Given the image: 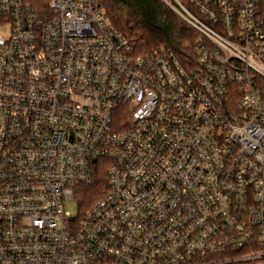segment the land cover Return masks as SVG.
<instances>
[{
    "label": "built area",
    "instance_id": "2783aa9c",
    "mask_svg": "<svg viewBox=\"0 0 264 264\" xmlns=\"http://www.w3.org/2000/svg\"><path fill=\"white\" fill-rule=\"evenodd\" d=\"M175 4L188 64L100 0H0V264H264V0Z\"/></svg>",
    "mask_w": 264,
    "mask_h": 264
},
{
    "label": "trees",
    "instance_id": "16d2710c",
    "mask_svg": "<svg viewBox=\"0 0 264 264\" xmlns=\"http://www.w3.org/2000/svg\"><path fill=\"white\" fill-rule=\"evenodd\" d=\"M178 1L186 5V0ZM100 2L111 26L125 36L134 38L141 53L148 54L165 44L182 64H188L189 60L194 59L198 33L174 12L177 5L172 0H168L169 4L163 0ZM103 184L102 173L96 174L94 182L80 191L79 202L82 204L87 200H95Z\"/></svg>",
    "mask_w": 264,
    "mask_h": 264
},
{
    "label": "rangeland",
    "instance_id": "374dc122",
    "mask_svg": "<svg viewBox=\"0 0 264 264\" xmlns=\"http://www.w3.org/2000/svg\"><path fill=\"white\" fill-rule=\"evenodd\" d=\"M166 4H169L168 3V0H163ZM174 3H175V0H172ZM174 10V9H173ZM175 12V11H174ZM100 194H98L97 196H99ZM96 196V197H97ZM95 199V198H94ZM94 202V200H87L86 202H84V203H80L81 204V212H84L85 211V209L89 206V205H91L92 203ZM67 211L68 212H70L71 214H73V213H77L78 212V205H75V207H73L72 206V202H71V204L67 207ZM77 222L78 221H75L73 224H71V227H76V225H77Z\"/></svg>",
    "mask_w": 264,
    "mask_h": 264
},
{
    "label": "water",
    "instance_id": "95a60500",
    "mask_svg": "<svg viewBox=\"0 0 264 264\" xmlns=\"http://www.w3.org/2000/svg\"><path fill=\"white\" fill-rule=\"evenodd\" d=\"M71 220V219H70Z\"/></svg>",
    "mask_w": 264,
    "mask_h": 264
}]
</instances>
